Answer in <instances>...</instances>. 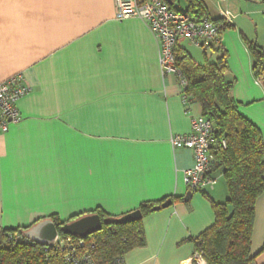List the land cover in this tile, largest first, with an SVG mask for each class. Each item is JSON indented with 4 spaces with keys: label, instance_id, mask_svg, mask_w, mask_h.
Returning a JSON list of instances; mask_svg holds the SVG:
<instances>
[{
    "label": "crops",
    "instance_id": "crops-1",
    "mask_svg": "<svg viewBox=\"0 0 264 264\" xmlns=\"http://www.w3.org/2000/svg\"><path fill=\"white\" fill-rule=\"evenodd\" d=\"M204 2L223 26L231 96L264 140V83L254 76L249 49L256 43L264 50V0ZM169 5L188 8L186 0ZM183 42L178 47L188 54ZM19 75L31 91L17 104L20 122L0 133V230L52 217L67 223L95 210L119 218L173 198L143 219L145 246L124 262H190L192 240L215 224L214 206L228 202L229 190L223 168H215L216 187L185 201L184 172L195 160L171 139L189 134L203 110L177 77L163 73L148 25L119 21L116 0H0V83ZM251 256L264 264V192Z\"/></svg>",
    "mask_w": 264,
    "mask_h": 264
},
{
    "label": "trees",
    "instance_id": "trees-1",
    "mask_svg": "<svg viewBox=\"0 0 264 264\" xmlns=\"http://www.w3.org/2000/svg\"><path fill=\"white\" fill-rule=\"evenodd\" d=\"M185 14L196 21L210 19L204 0H186ZM170 7L177 10L174 6ZM180 12V11H179ZM176 50L177 66L187 80L185 93L195 98L202 106L203 116L214 126L212 154L215 168H223V176L229 190L225 205L214 206L215 224L200 237L193 239L196 248L202 249L208 264H253L251 256L252 232L255 220V205L264 192V140L260 129L239 112V106L231 96L232 82L226 79L228 71L226 54L222 46L214 62L206 58L204 67L198 66L186 53ZM253 56L255 78L264 83V50L256 43L249 44ZM225 142L226 147L223 146ZM171 200L167 198L157 203H144L137 211L143 219L154 213V208ZM232 213L228 212V207ZM98 215L103 222L102 231L87 238V242L98 241L97 260L101 264L125 256L134 248L145 246L143 219L125 226L110 225L112 218L101 210L85 215ZM82 216V217H85ZM77 218L67 223L76 221ZM80 219V218H78ZM60 232V237L68 236L61 232L62 226L57 217H52ZM31 228H18L2 231L3 243L0 246V264H64L61 257L49 255L44 247L33 241L11 247L6 244L9 234L25 233Z\"/></svg>",
    "mask_w": 264,
    "mask_h": 264
},
{
    "label": "built area",
    "instance_id": "built-area-1",
    "mask_svg": "<svg viewBox=\"0 0 264 264\" xmlns=\"http://www.w3.org/2000/svg\"><path fill=\"white\" fill-rule=\"evenodd\" d=\"M116 7L119 21L137 18L148 25L160 43L163 73L177 77L183 88L187 87V80L177 66L176 50L179 43L187 40L204 55L213 54L222 46L221 24L210 19L196 21L183 12L173 10L166 0H116ZM225 20L227 23L232 22L230 16H225ZM30 91L22 75L0 83V133H8L12 125L20 122L17 104ZM214 132L211 121L201 116L192 119L189 134L174 135L171 139L173 148L187 149L193 153L195 164L184 172L185 185L191 194L214 189L218 184V179L213 177L215 158L211 148ZM222 144L226 147L225 142ZM30 242L24 234H9L6 238V244L11 247ZM98 245L96 238L87 242V239L72 236L59 237L55 245L45 246L44 252L61 257L64 264H101L97 260ZM124 259V256L117 257L105 264H125ZM186 264L208 262L202 249L196 248L190 262Z\"/></svg>",
    "mask_w": 264,
    "mask_h": 264
},
{
    "label": "water",
    "instance_id": "water-1",
    "mask_svg": "<svg viewBox=\"0 0 264 264\" xmlns=\"http://www.w3.org/2000/svg\"><path fill=\"white\" fill-rule=\"evenodd\" d=\"M170 3V0H167ZM182 47L189 54L191 59L200 67L206 65V59L202 51L192 46L189 41L184 40ZM192 194L189 192L185 201H189ZM172 206V201L168 200L161 206L155 207L153 211L158 212L162 209H167ZM143 219L140 211H135L119 218L110 220L108 224L125 226L136 223ZM103 222L98 215H90L82 217L71 223L62 226L61 232L66 236L77 237L79 239H87L88 237L102 231ZM25 236L40 246H53L60 237V232L57 225L51 220L39 222L25 233ZM3 243L2 231L0 230V246Z\"/></svg>",
    "mask_w": 264,
    "mask_h": 264
},
{
    "label": "rangeland",
    "instance_id": "rangeland-1",
    "mask_svg": "<svg viewBox=\"0 0 264 264\" xmlns=\"http://www.w3.org/2000/svg\"><path fill=\"white\" fill-rule=\"evenodd\" d=\"M216 56H212L211 54H209V56H208V60L210 61V62H214L215 60H216Z\"/></svg>",
    "mask_w": 264,
    "mask_h": 264
}]
</instances>
